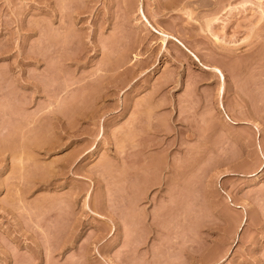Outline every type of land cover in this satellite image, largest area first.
Returning <instances> with one entry per match:
<instances>
[{
    "label": "rangeland",
    "instance_id": "obj_1",
    "mask_svg": "<svg viewBox=\"0 0 264 264\" xmlns=\"http://www.w3.org/2000/svg\"><path fill=\"white\" fill-rule=\"evenodd\" d=\"M261 8L0 0V264H264Z\"/></svg>",
    "mask_w": 264,
    "mask_h": 264
},
{
    "label": "bare ground",
    "instance_id": "obj_2",
    "mask_svg": "<svg viewBox=\"0 0 264 264\" xmlns=\"http://www.w3.org/2000/svg\"><path fill=\"white\" fill-rule=\"evenodd\" d=\"M261 11L263 12L264 8H261ZM204 68L207 69L208 71H211L218 78V80H219V89H218V93H217L218 108H219L224 120H226L227 122H233L231 119V116L226 112L225 107L223 105V101H222V95L224 92V85H225V74H224V72L219 67H216V66H204ZM246 220H247V217H245V218L243 217L241 219L238 230H240L243 227ZM229 221L232 222L233 219L229 218Z\"/></svg>",
    "mask_w": 264,
    "mask_h": 264
}]
</instances>
